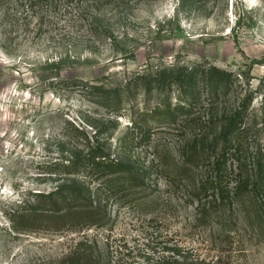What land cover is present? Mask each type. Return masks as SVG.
Here are the masks:
<instances>
[{"label": "rangeland", "instance_id": "374dc122", "mask_svg": "<svg viewBox=\"0 0 264 264\" xmlns=\"http://www.w3.org/2000/svg\"><path fill=\"white\" fill-rule=\"evenodd\" d=\"M61 1L68 6L36 17L0 6V264H59L71 250L87 247L106 264H264V235L238 204L225 209V217L232 211V229L220 236L216 218L196 220L200 203L219 198L218 189L201 202L190 195L192 183L211 173V162L223 151V187L235 190L240 169L255 179L264 151V0H100L99 9L92 0ZM199 63L233 72L231 90L218 99L202 91L195 112L210 126L207 139L182 119L148 123L149 141L124 158L140 168L156 163L160 153L167 156L169 172L148 173V197L108 204L110 219L103 226L10 232L6 212L31 199V192L53 186L41 165L56 158L64 121L89 134L111 125L114 116L86 97L85 84L121 86L137 73ZM247 96L236 146L221 145L190 177L175 176L187 143L215 141L222 121L214 123ZM140 98L133 110L127 106L115 117L112 147L143 107Z\"/></svg>", "mask_w": 264, "mask_h": 264}, {"label": "trees", "instance_id": "16d2710c", "mask_svg": "<svg viewBox=\"0 0 264 264\" xmlns=\"http://www.w3.org/2000/svg\"><path fill=\"white\" fill-rule=\"evenodd\" d=\"M92 1L96 9L104 7L100 0ZM1 5L4 8L14 7L20 13L34 17L49 11L56 13L63 5L68 6L61 0H0ZM96 20L97 18L91 20L90 30ZM94 33L98 35L99 30ZM234 77L231 71L199 63L190 67L161 68L153 73H137L121 86L85 84L86 97L114 116L108 119L111 125L89 134L84 127L64 121L57 140L59 152L56 158L41 165L42 177L53 186L48 190L31 192V199L20 201L6 212L10 232H75L91 226H103L110 219L108 204L141 201L148 197L151 186L147 177L151 168L160 173L169 172V167L172 169L167 156H161V153L157 155L156 163L140 168H134L128 163L130 157L124 160L134 145L149 141L148 123L169 125L182 119L193 129H198L202 140L207 139V129L210 126L201 123L195 112L201 101L202 91L206 90L210 99L225 97L231 90ZM139 96L143 107L140 112L133 111L130 126L121 137L116 138V145L112 147L111 139L118 121L115 117H119L127 106L133 110V101ZM250 101L251 97H245L240 107L214 123L217 125V122L222 121L215 141L202 146L198 145L196 138L191 139L182 154L181 163L174 168V175L180 179L190 177L193 167L209 162L219 146H236ZM225 157L226 153L223 151L220 158L211 162V173L190 186V195L200 202L208 196L211 189H218L219 194V198L200 203L196 220L205 223L208 219L216 218L219 235L227 236L226 233L232 229V211L226 217L224 211L226 208L232 209L236 203L249 225L260 235H264V151L261 150L257 156L258 171L254 173L255 179L240 169L233 192L222 184L226 176ZM59 264L106 263L87 247L71 250L61 257Z\"/></svg>", "mask_w": 264, "mask_h": 264}]
</instances>
